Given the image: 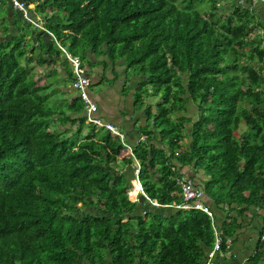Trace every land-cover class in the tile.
Returning a JSON list of instances; mask_svg holds the SVG:
<instances>
[{
  "label": "trees",
  "instance_id": "obj_1",
  "mask_svg": "<svg viewBox=\"0 0 264 264\" xmlns=\"http://www.w3.org/2000/svg\"><path fill=\"white\" fill-rule=\"evenodd\" d=\"M34 1L28 10L45 15L60 48L81 63L88 53L122 61L138 78L146 123L132 145L87 125L79 98L66 111L47 106L21 64L25 35L1 41L0 264H105L106 254L110 264H203L210 218L169 207L182 202L183 168L205 172L217 204L264 211V47L253 0L228 1L223 18L219 0L205 11L200 0ZM40 48L52 61L62 54ZM136 164L141 212L130 193Z\"/></svg>",
  "mask_w": 264,
  "mask_h": 264
},
{
  "label": "crops",
  "instance_id": "obj_2",
  "mask_svg": "<svg viewBox=\"0 0 264 264\" xmlns=\"http://www.w3.org/2000/svg\"><path fill=\"white\" fill-rule=\"evenodd\" d=\"M29 3H35V1L27 0V4ZM0 5H2L1 2ZM29 6V13L33 20L37 21L38 24H45V15L40 12L36 13V10L33 11L35 4ZM251 10L260 22L259 33L264 37V6L256 3L252 5ZM1 11L2 8L0 9ZM46 11L49 10L47 9ZM53 13L50 12L49 16L53 15ZM18 20H22L24 24L29 25L22 19L21 13L12 8L8 0H5V13L0 16V22L5 23L6 30L5 37L0 36V42L4 39L6 42L8 39H15L22 34L25 35L27 44L25 48L26 55L21 64L30 69V76L41 86L39 95L46 100L50 97L53 101H59V103H49V105L66 111L70 107L71 102L79 98L78 93L72 86L73 79L70 76V64L63 58L64 56H61L62 54L53 61L44 54V51L40 48L42 44L51 43L53 46L54 43L58 44L53 37L50 38L44 35L45 30L29 25L34 30H31L30 34H25L18 27ZM0 28L2 27L0 26ZM57 46L59 47V45ZM87 58L88 62H82L83 72L90 79L88 91L97 106L96 115L104 122L112 124L120 134L125 136L129 144L135 145L139 141L137 128L146 123L145 114L143 111L136 109L134 102L135 85L138 78L126 70V66L122 61L111 63L106 58H96L90 53H88ZM38 60L43 63H39ZM57 75L61 81H69V84H66L67 87L59 85H56L55 88L52 87L56 78L53 83H49V81ZM60 103H63V106ZM189 108V113H193L194 107L190 106ZM66 115L70 116L68 113ZM72 117L74 118L75 116ZM56 118L60 117L56 116ZM70 126V124H66L65 128H70ZM54 127L60 128L57 124ZM72 130L74 131L75 127ZM182 173L191 177L195 186L203 191L202 203L209 207L213 214V219H210L213 234L214 230L218 235L224 233L225 239L223 244L221 243L220 251L217 253L214 263L264 264V241L260 239L264 211L257 207L217 204L211 196L205 193L204 185L209 180V177L206 176L203 170L191 165L183 168ZM215 192L217 193L218 191L216 190ZM215 192L214 194L216 195ZM135 200H139L138 202L141 203L138 206L140 212L146 210V204L141 201L140 196ZM225 232L228 233V236ZM206 259L207 257L203 264L206 263ZM110 262L111 257L106 254L105 264H110ZM84 264L89 263L85 262ZM134 264H141V262L136 260ZM144 264H152V262L145 260Z\"/></svg>",
  "mask_w": 264,
  "mask_h": 264
},
{
  "label": "built area",
  "instance_id": "obj_3",
  "mask_svg": "<svg viewBox=\"0 0 264 264\" xmlns=\"http://www.w3.org/2000/svg\"><path fill=\"white\" fill-rule=\"evenodd\" d=\"M10 5L15 10L21 13L22 19H24L28 24L39 27L44 29V23L38 24L37 21H34L33 18L30 16L28 10V4L23 0H8ZM256 2H260L264 6V0H253L252 5ZM262 46L264 47V37L262 41ZM62 53H64L65 59L70 64L72 68V75H73V89L78 93V97L83 104L84 107V117L85 123L87 125H94L98 127H102L109 131L112 135L119 137L123 140V135L120 134L117 129L110 123H105L101 120L97 114V106L91 99L88 91V87L90 85V79L84 75L82 69V63L80 58L77 56H72L68 53L65 49L61 48ZM143 139V138H142ZM139 165L136 164V169L134 171L135 183L137 184V188L134 189L135 192V199L138 197L139 194H142L146 197L143 192L141 183L139 181ZM176 184L179 186L182 194V202L179 205H171L169 207L181 210V211H202L204 212L211 220L213 219V214L210 211L209 207L202 203L203 198V191L196 187L192 178L181 174L175 178ZM147 198V197H146ZM153 206L159 207L155 202H151ZM260 239L264 241V228L261 231ZM221 239L218 233L214 230V244L212 248L207 252V259L205 264H215L214 259L217 253L220 251L221 248Z\"/></svg>",
  "mask_w": 264,
  "mask_h": 264
},
{
  "label": "rangeland",
  "instance_id": "obj_4",
  "mask_svg": "<svg viewBox=\"0 0 264 264\" xmlns=\"http://www.w3.org/2000/svg\"><path fill=\"white\" fill-rule=\"evenodd\" d=\"M0 1H3V0H0ZM220 1V6H221V10H220V15L222 16L221 18H223V15L225 14L224 12L225 11H227L228 10V5H227V2L229 1V2H232V4H234L235 3V0H219ZM27 3V2H26ZM199 6L198 7H200L201 8V10L202 11H205L207 8H208V5H209V2H208V0H200L199 1V4H198ZM36 10V8H34L33 9V11H35ZM37 11V10H36ZM48 12V11H47ZM36 13H38V11L36 12ZM17 24H18V27H20V29L25 33V34H30V31L31 30H34V28L32 27V26H29V25H26V24H24V22L22 21V20H18V22H17ZM0 26L1 27H3V26H5V23H1L0 22ZM0 30H1V28H0ZM19 38V36H17L15 39H18ZM58 44H56V43H54V48H56V49H59L60 50V48L57 46ZM61 56H64V53H62V55ZM64 59H65V56L63 57ZM130 72V71H129ZM131 73V72H130ZM132 74V73H131ZM56 78V81L54 80ZM55 81V83L52 85V87L53 88H55V86L56 85H59V86H66V84H69V81H66V82H63V81H61L60 79H59V76L57 75V76H54L53 78H52V80H50L49 81V83H53ZM67 87V86H66ZM44 100H45V104L47 105V106H50L49 105V103H51V104H53V103H59V101H53L52 99H50V97L46 100L45 98H44ZM62 106H63V103H60ZM51 107V106H50ZM63 108V107H62ZM194 113V112H193ZM241 127H243L244 129H245V127L242 125ZM134 185L132 186V188H131V190H130V193H131V195H132V197L134 198L133 200H135V192H133L134 191V189L135 188H137V184L134 182L133 183ZM136 185V186H135Z\"/></svg>",
  "mask_w": 264,
  "mask_h": 264
},
{
  "label": "water",
  "instance_id": "obj_5",
  "mask_svg": "<svg viewBox=\"0 0 264 264\" xmlns=\"http://www.w3.org/2000/svg\"><path fill=\"white\" fill-rule=\"evenodd\" d=\"M45 33H44V35H47V36H49L50 38H52V35L50 34V33H48V32H46V31H44ZM86 76V75H85ZM87 77V76H86ZM134 185V184H133ZM136 186V185H135ZM143 198H145V196L144 195H141Z\"/></svg>",
  "mask_w": 264,
  "mask_h": 264
},
{
  "label": "bare ground",
  "instance_id": "obj_6",
  "mask_svg": "<svg viewBox=\"0 0 264 264\" xmlns=\"http://www.w3.org/2000/svg\"><path fill=\"white\" fill-rule=\"evenodd\" d=\"M43 30H45V31H47L45 28L43 29ZM48 32V31H47ZM69 64V63H68ZM72 69V68H71ZM102 128V127H101ZM106 130V129H105ZM142 195V194H141Z\"/></svg>",
  "mask_w": 264,
  "mask_h": 264
}]
</instances>
